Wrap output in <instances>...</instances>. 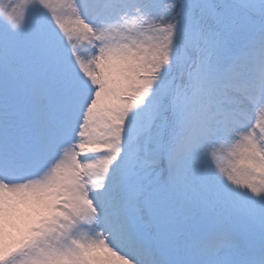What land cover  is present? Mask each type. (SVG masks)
<instances>
[{
  "label": "snow or ice",
  "instance_id": "snow-or-ice-1",
  "mask_svg": "<svg viewBox=\"0 0 264 264\" xmlns=\"http://www.w3.org/2000/svg\"><path fill=\"white\" fill-rule=\"evenodd\" d=\"M0 264H264V0H0Z\"/></svg>",
  "mask_w": 264,
  "mask_h": 264
}]
</instances>
